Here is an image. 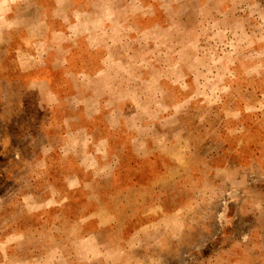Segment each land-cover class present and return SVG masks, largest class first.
<instances>
[{"label":"rangeland","instance_id":"1","mask_svg":"<svg viewBox=\"0 0 264 264\" xmlns=\"http://www.w3.org/2000/svg\"><path fill=\"white\" fill-rule=\"evenodd\" d=\"M0 264H264V0H0Z\"/></svg>","mask_w":264,"mask_h":264},{"label":"crops","instance_id":"2","mask_svg":"<svg viewBox=\"0 0 264 264\" xmlns=\"http://www.w3.org/2000/svg\"><path fill=\"white\" fill-rule=\"evenodd\" d=\"M55 7L57 8V6L55 5ZM13 63H14V65L16 64V67H17V61H19V60H17L16 61V58H14L13 59ZM30 61V60H29ZM28 61V62H29ZM32 70H36V68H35V66L34 65H28V68H27V71H32ZM42 75V74H41ZM40 75V76H41ZM43 76V78L42 77H39L36 81H35V83H42L43 82V80H45V78H46V75H42ZM43 105H44V107H45V103H42ZM54 201V200H53ZM47 202H52V201H47ZM46 201H44V205L46 206V205H49L48 203H47Z\"/></svg>","mask_w":264,"mask_h":264}]
</instances>
